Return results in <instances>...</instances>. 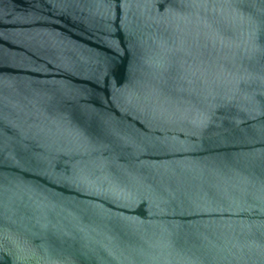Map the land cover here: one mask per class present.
Listing matches in <instances>:
<instances>
[{"label":"water","instance_id":"1","mask_svg":"<svg viewBox=\"0 0 264 264\" xmlns=\"http://www.w3.org/2000/svg\"><path fill=\"white\" fill-rule=\"evenodd\" d=\"M0 264H264V0H0Z\"/></svg>","mask_w":264,"mask_h":264}]
</instances>
